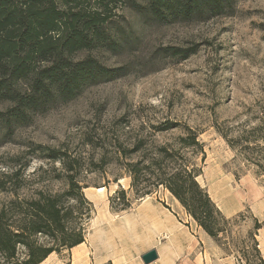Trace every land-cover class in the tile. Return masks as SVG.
I'll return each instance as SVG.
<instances>
[{
	"label": "rangeland",
	"instance_id": "obj_1",
	"mask_svg": "<svg viewBox=\"0 0 264 264\" xmlns=\"http://www.w3.org/2000/svg\"><path fill=\"white\" fill-rule=\"evenodd\" d=\"M120 13L133 32L125 49L112 53L94 48L76 56L91 54L109 67L128 64L129 72L86 87L0 143V179L2 173L18 170L20 197L68 189L63 164L47 156L55 150L64 155L67 167L72 165L69 173L88 202L81 220L83 244L53 252L42 264H95L90 243L96 239L99 246L104 244L102 229L108 233L109 248L131 241L136 248L145 247L130 231L144 229V219L154 213L145 204L136 207L147 198L161 203L198 240L203 237V230L167 189L160 185L136 192L126 167L143 154L142 149L130 152L138 141L145 142L147 153L155 146L176 148L185 128L198 133L205 152L203 161L201 154L192 157L201 169L198 182L222 214L233 218L229 247L223 251L235 264H244L238 247L244 246L257 220L261 228L255 239L264 259V176L235 157L226 140L264 123V0H239L231 15L192 23L147 25L128 8ZM164 47L194 52L180 58L161 51ZM5 107L0 104V110ZM166 121L177 126L159 131ZM120 191L130 205L125 210L112 204ZM9 198L0 194V205Z\"/></svg>",
	"mask_w": 264,
	"mask_h": 264
},
{
	"label": "trees",
	"instance_id": "obj_2",
	"mask_svg": "<svg viewBox=\"0 0 264 264\" xmlns=\"http://www.w3.org/2000/svg\"><path fill=\"white\" fill-rule=\"evenodd\" d=\"M238 1L0 0V104H6L0 110V143L11 140L34 116L75 99L86 87L129 72L128 64L109 67L91 54L76 56L94 48L112 53L125 49L133 32L123 24V8L136 13L144 24L165 25L231 15ZM160 50L180 58L194 52L181 54L183 50L174 47ZM175 126L166 121L159 131ZM226 140L235 157L264 176V123ZM141 149L142 155L126 163L134 190L149 191L161 185L218 246L228 248L233 218L222 214L197 180L201 169L192 157L201 154V161L205 158L198 133L185 128L176 138V148L155 146L147 153L145 142L138 141L130 152ZM47 156L61 162L67 172L68 189L62 193L39 190L34 196L20 197L19 171L2 173L0 194L11 198L0 205V264H40L51 253L84 242L81 220L88 202L69 173L72 165L67 167L64 155L49 150ZM112 204L118 210L130 206L124 191L112 198ZM260 228L256 220L254 231L238 247L244 264H264L255 239Z\"/></svg>",
	"mask_w": 264,
	"mask_h": 264
},
{
	"label": "crops",
	"instance_id": "obj_3",
	"mask_svg": "<svg viewBox=\"0 0 264 264\" xmlns=\"http://www.w3.org/2000/svg\"><path fill=\"white\" fill-rule=\"evenodd\" d=\"M142 204L154 213L147 215L144 219V229H134L130 232L132 238H139L147 245L143 248H136L133 245L134 241H131L132 245L130 243L116 246L112 244L109 248L107 246L108 233L102 229L100 232L104 238V244L99 246L96 239L90 243L89 254L95 264H145L141 255L150 249L156 251L157 258L148 264H235L233 258L226 254L204 231L203 237H199L198 240L192 232L184 229L177 222L174 214L166 210L158 201L147 198L136 207ZM159 219L162 224L156 223ZM125 222L134 224V221L128 219ZM150 222H153L152 227H150ZM162 230H171L172 234L169 235Z\"/></svg>",
	"mask_w": 264,
	"mask_h": 264
},
{
	"label": "water",
	"instance_id": "obj_4",
	"mask_svg": "<svg viewBox=\"0 0 264 264\" xmlns=\"http://www.w3.org/2000/svg\"><path fill=\"white\" fill-rule=\"evenodd\" d=\"M157 258V253L154 249H150L141 255V259L145 264L154 261Z\"/></svg>",
	"mask_w": 264,
	"mask_h": 264
},
{
	"label": "bare ground",
	"instance_id": "obj_5",
	"mask_svg": "<svg viewBox=\"0 0 264 264\" xmlns=\"http://www.w3.org/2000/svg\"><path fill=\"white\" fill-rule=\"evenodd\" d=\"M99 189L102 190V188H99ZM157 219H158V217H157ZM157 219H156V220H157ZM159 220H160V219H159ZM159 220L156 221V223L158 222V223L162 224L161 220H160V221H159ZM150 223H151V224H150V227H152V226H153V222H150ZM156 223H155V224H156ZM158 223H157V224H158ZM155 224H154V225H155ZM158 230H159V229H158ZM115 232H116V231H115ZM81 244H82V243H81ZM81 244H79V245H81ZM80 250H81V249H79V248L76 249L75 252H74V255H75V256H78V254L80 253Z\"/></svg>",
	"mask_w": 264,
	"mask_h": 264
}]
</instances>
